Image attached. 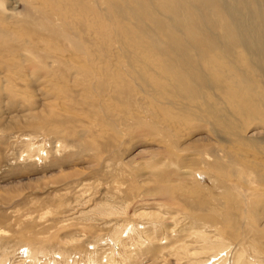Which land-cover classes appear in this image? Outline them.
<instances>
[{
	"label": "rangeland",
	"instance_id": "374dc122",
	"mask_svg": "<svg viewBox=\"0 0 264 264\" xmlns=\"http://www.w3.org/2000/svg\"><path fill=\"white\" fill-rule=\"evenodd\" d=\"M227 1L0 0V264H264V0Z\"/></svg>",
	"mask_w": 264,
	"mask_h": 264
},
{
	"label": "bare ground",
	"instance_id": "6f19581e",
	"mask_svg": "<svg viewBox=\"0 0 264 264\" xmlns=\"http://www.w3.org/2000/svg\"><path fill=\"white\" fill-rule=\"evenodd\" d=\"M228 1H229V0H228ZM228 1H227V2H228ZM229 2H231V1H229ZM229 2H228V3H229ZM232 4H233V3H232ZM235 5H237V4H235ZM237 6H238V5H237ZM232 7H235V6L232 5ZM238 7H240V6H238ZM230 9H231V8H230ZM235 9H236V8H235ZM232 10H233V9H232ZM244 10H245V9H244ZM239 19H240L241 21H244L242 16H240ZM233 20L236 21V24L240 23V21L236 19V16H234ZM236 24H234V25H236ZM241 29H244V27H241ZM244 30H247V29H244ZM240 35H241V34H240ZM250 36H252L253 38H255L256 36H259V37L261 38V39H260L261 44H264V31H260V34L255 33V35H252V34H250V35H248V36L241 35L240 38H239V39L243 42V45L245 46V48H246L247 51H249L250 53H251V51H252V53H255V51L253 50V46L251 45V43H249V40H248V38H250ZM261 40H262V41H261ZM254 42H255V40H254L252 43H254ZM257 62H259V61H257ZM261 62H263V61H261Z\"/></svg>",
	"mask_w": 264,
	"mask_h": 264
}]
</instances>
